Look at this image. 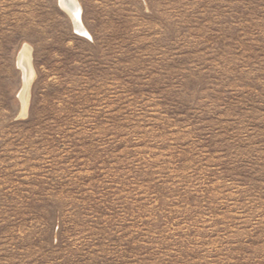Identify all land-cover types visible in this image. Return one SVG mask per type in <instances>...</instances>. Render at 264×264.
<instances>
[{"label": "rangeland", "instance_id": "obj_1", "mask_svg": "<svg viewBox=\"0 0 264 264\" xmlns=\"http://www.w3.org/2000/svg\"><path fill=\"white\" fill-rule=\"evenodd\" d=\"M77 2L0 0V264H264V0Z\"/></svg>", "mask_w": 264, "mask_h": 264}, {"label": "bare ground", "instance_id": "obj_2", "mask_svg": "<svg viewBox=\"0 0 264 264\" xmlns=\"http://www.w3.org/2000/svg\"><path fill=\"white\" fill-rule=\"evenodd\" d=\"M60 5L63 10H65L71 18L73 19L76 29H78L79 32L85 33L88 35L82 27L81 24V9L79 6V3L77 0H59ZM19 67H21L23 71V80H24V86L23 90L20 93L21 100H22V105H23V110H27V105H28V98H29V86L31 84V81H33L34 77V71L31 66V50L29 47H24L23 50L21 51L20 58H19Z\"/></svg>", "mask_w": 264, "mask_h": 264}, {"label": "water", "instance_id": "obj_3", "mask_svg": "<svg viewBox=\"0 0 264 264\" xmlns=\"http://www.w3.org/2000/svg\"><path fill=\"white\" fill-rule=\"evenodd\" d=\"M77 30V29H76ZM79 33H81V32H79ZM83 35H86L85 33H82Z\"/></svg>", "mask_w": 264, "mask_h": 264}]
</instances>
